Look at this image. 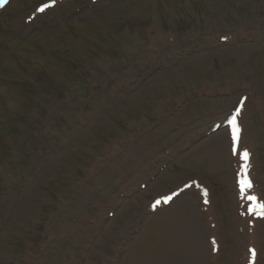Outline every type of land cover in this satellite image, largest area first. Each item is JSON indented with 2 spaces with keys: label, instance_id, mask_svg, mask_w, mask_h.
<instances>
[{
  "label": "rangeland",
  "instance_id": "374dc122",
  "mask_svg": "<svg viewBox=\"0 0 264 264\" xmlns=\"http://www.w3.org/2000/svg\"><path fill=\"white\" fill-rule=\"evenodd\" d=\"M48 1L0 8V120L17 114L23 134L10 143L11 124L0 127V264H150L155 253L188 264L161 221L187 198L200 213L209 205L195 185L150 204L193 177L215 216L191 239L214 264H248L229 138L228 165L204 145L227 138L245 95L264 193V0H56L38 12ZM208 228L219 229L218 252ZM256 229L264 264V221Z\"/></svg>",
  "mask_w": 264,
  "mask_h": 264
},
{
  "label": "bare ground",
  "instance_id": "6f19581e",
  "mask_svg": "<svg viewBox=\"0 0 264 264\" xmlns=\"http://www.w3.org/2000/svg\"><path fill=\"white\" fill-rule=\"evenodd\" d=\"M247 131H248V129L244 127V130L241 134V142L243 140H245V138L247 137ZM249 135H250V131H249ZM215 136L213 137L212 140H210L206 143L207 145L205 144L204 146L214 145L215 148L217 147V150L220 152L219 153L220 155L215 160L216 166L219 167V166L228 165L229 159L227 158V152H226L227 146H228V136L226 138V136L223 132L218 133ZM229 140H230V142H229L230 154L229 155H230V159H231V164H237V167H238L239 166L238 162H239L240 148L238 149L239 152L234 157L231 154V146H232L233 142H232L230 136H229ZM247 142L246 143L249 144L250 139H248ZM235 172H237V171H235ZM235 175H236V173L234 174V177L236 180ZM185 200H187V201H185ZM185 200L174 211L169 213L166 216V218H164V220L161 221L160 226L162 227V230L164 231L166 247L170 250H176L177 247L179 245H181L184 248V250L186 251V253L189 254V256H188L189 263L188 264H204L205 263V255L207 256L206 257L207 258L206 263L210 264L211 260H213L214 257L212 254L210 255L208 253V250H205L206 248L202 249V246H201L202 240L200 239V241L198 243H196L193 239H191V230H194V228H196L197 221L199 219L202 220L203 218H206L207 216H209V214L207 215L205 213H200L196 207V202L194 199L187 198ZM210 213L213 214L214 213L213 210H211ZM244 220L245 219H243L240 216L237 218V221H239L240 223H243ZM263 221H264V219L263 220H260V219L256 220L255 223H257V224L255 225V227L257 228L258 224H260ZM191 223H192V226H191ZM202 224L204 226V220H202ZM246 228L248 229V232H249L250 227L248 226V224H247ZM254 231H253L254 234H252V236H250L248 234H243L240 236L239 234H237V243H238L239 237H243V236H244L243 237L244 241H249L251 238H254V241L258 242V239L256 237L257 233H258L257 229H255ZM207 232L219 235L218 234L219 233L218 228H216V229L208 228ZM240 245L241 246L245 245V243L241 242ZM201 251H202V254L200 253ZM150 259H153L150 264H164V262H163L164 255L163 254L162 255L159 254V256H156V253H155L150 257ZM213 262H214V260H213Z\"/></svg>",
  "mask_w": 264,
  "mask_h": 264
},
{
  "label": "snow or ice",
  "instance_id": "6c2138e0",
  "mask_svg": "<svg viewBox=\"0 0 264 264\" xmlns=\"http://www.w3.org/2000/svg\"><path fill=\"white\" fill-rule=\"evenodd\" d=\"M53 2H55V0H53ZM7 3H8V0H0V7H3ZM43 10H44V8H40L39 9V11H43ZM244 99H246V98H244ZM243 107H244V103H243V100H242L241 104H240V108H243ZM239 115H240V110L237 109V111H236V113L233 116L232 121H231L232 127H233V137H234V140H236V141H239V139H240V128L238 126L237 119H236V117H238ZM243 158H244L245 161H247L248 158H249V153L246 150L243 153ZM244 167H245V175L247 176V168L249 166H248L247 163H245ZM241 183L246 185V188H248V189H251L253 187L251 180H245V181H242ZM205 195H206V193H205ZM248 199L255 200L256 197L255 196H249ZM164 202L167 203V200H165ZM160 203H161V201H159V200L156 201V203L153 205V207H156V205H158ZM259 207L262 209V211L260 213H258V214L261 215V216H264V204H260ZM253 211H254V209H253ZM253 255H255L254 251H253Z\"/></svg>",
  "mask_w": 264,
  "mask_h": 264
},
{
  "label": "trees",
  "instance_id": "16d2710c",
  "mask_svg": "<svg viewBox=\"0 0 264 264\" xmlns=\"http://www.w3.org/2000/svg\"><path fill=\"white\" fill-rule=\"evenodd\" d=\"M34 100L32 99V96L29 97V96H25V100H24V105L26 107H31V105L33 104ZM19 118L20 117H14L13 118V121L11 123V126L9 128V130H12L11 132V138H10V142H17V139L20 138L22 139L23 137V134H20L17 127H18V122H19ZM4 120V119H3ZM2 120V122H3ZM2 122L0 123V125L2 124ZM7 122H5L6 124ZM15 161V157H13V160L12 162Z\"/></svg>",
  "mask_w": 264,
  "mask_h": 264
}]
</instances>
